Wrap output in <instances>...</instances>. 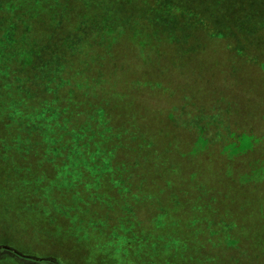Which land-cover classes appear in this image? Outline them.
<instances>
[{
    "label": "trees",
    "instance_id": "trees-1",
    "mask_svg": "<svg viewBox=\"0 0 264 264\" xmlns=\"http://www.w3.org/2000/svg\"><path fill=\"white\" fill-rule=\"evenodd\" d=\"M175 2L0 0V230L66 264H105L113 242L137 264H264V195L242 194L258 174L208 183L198 167L177 178L183 163L148 123L140 97L159 88L158 60L138 45L153 34L137 18L174 39L164 11L194 15ZM199 11L200 55L230 31ZM234 146L230 157L253 149Z\"/></svg>",
    "mask_w": 264,
    "mask_h": 264
},
{
    "label": "rangeland",
    "instance_id": "rangeland-1",
    "mask_svg": "<svg viewBox=\"0 0 264 264\" xmlns=\"http://www.w3.org/2000/svg\"><path fill=\"white\" fill-rule=\"evenodd\" d=\"M185 1L176 0V7L192 8L194 15L184 17L180 12V15L174 14L176 18L170 17L173 10L170 8L162 16L161 25L175 32L174 39L163 36L165 33H160L148 17L138 14L137 19L156 36L149 40L143 36L138 43H142L145 51L150 50L152 61L158 60L154 82L159 88L144 92L140 97L151 110L148 123L150 128L155 127L156 143H170L171 151L183 163L179 165L182 173L177 178L188 179L192 175L190 172L198 167L204 175L199 180L208 183H224L227 176L235 182L246 181L244 176L251 174L249 178L255 174L256 181L257 173L260 183L256 186V182H248L247 190H242L245 197L256 199L264 195V187H261L264 177V65L260 63L264 57L256 49L258 44V48H264V31L260 29L264 23V0H235L232 10L225 5V0H217L219 4L214 3L215 0H190L189 4ZM199 10L209 14L211 28L216 26L214 30H217L218 24H226L227 32L230 31L219 45L211 42L209 53L200 55L193 51L201 42H197L199 32L192 26H201V19L208 16H202ZM97 13L93 10L89 16L95 17ZM151 13L160 23L161 16ZM244 16L249 18V26L242 24ZM150 61L148 55L145 67L150 66ZM170 131L172 136L166 139L164 135ZM199 139L211 141L205 151L201 150L203 143ZM251 144L253 149L247 154L230 157L237 151L234 145L243 149ZM228 190L230 186L224 193ZM1 211L11 210L2 207ZM123 247L115 242L107 244L102 253L106 257L102 256L105 264H137V258L125 254ZM48 250L37 252L24 238H17L11 229L0 230V263L9 259L12 263L8 264H66Z\"/></svg>",
    "mask_w": 264,
    "mask_h": 264
}]
</instances>
